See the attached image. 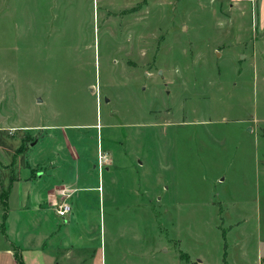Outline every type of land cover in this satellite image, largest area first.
<instances>
[{"label": "rangeland", "instance_id": "374dc122", "mask_svg": "<svg viewBox=\"0 0 264 264\" xmlns=\"http://www.w3.org/2000/svg\"><path fill=\"white\" fill-rule=\"evenodd\" d=\"M260 3L0 0V208L85 148L70 168L105 190L79 264H264Z\"/></svg>", "mask_w": 264, "mask_h": 264}, {"label": "crops", "instance_id": "0c3cea01", "mask_svg": "<svg viewBox=\"0 0 264 264\" xmlns=\"http://www.w3.org/2000/svg\"><path fill=\"white\" fill-rule=\"evenodd\" d=\"M257 1L261 2L259 4L261 13L264 11V0ZM85 152L87 153V150L83 148L81 151H75V155L72 154L71 150H67L61 156L56 154L55 159L64 162L61 163L59 168L62 170V166L66 168L68 166L67 171H69L70 176L67 174L66 178L57 179V181H52L50 184L45 182L37 190L30 189L31 185L23 184L24 181L16 176V180H10L14 184L20 182L22 191L18 205H15V203L14 206L10 205L11 185H9L7 195L3 199L2 208H0L2 220L0 222V264H18L15 258L17 256L22 264H79L76 259L77 254H83L81 252L84 251L88 255L87 259L94 260L101 242L98 239L100 233L97 231L98 225L101 223L99 212L102 202H100V199L101 197L103 199L104 196H101L100 193L102 191L104 194L105 188L100 187L99 182L96 185L95 182L88 179L80 181L79 166L71 170L70 167L73 161L77 164L80 160H84L82 165H85V168L83 170L90 167L91 163ZM107 154L109 162L106 165V170H109L115 162L113 154H110V152ZM59 173L57 170L54 174L58 175ZM61 173V175L66 174L64 170ZM39 175L41 177L47 176V174H42L40 171L38 172ZM24 177H27L26 183L34 181L29 171ZM93 189L98 190L96 200L99 202V207L96 205L95 198L91 197L95 205L92 207L83 206L82 211L79 210L77 208L78 198L81 199L82 196L84 198L85 196L90 197V192ZM78 193H81V195H78ZM62 201L71 204V210L64 218H60L55 214L56 205ZM31 211L39 213L33 217L29 214ZM32 221L41 224L40 231L34 232L31 230L29 223ZM124 236V232L119 231L117 233L118 240H123ZM117 247L119 248L115 249V256L118 257L123 250L122 247L118 245ZM199 263H202V261H199Z\"/></svg>", "mask_w": 264, "mask_h": 264}, {"label": "built area", "instance_id": "2783aa9c", "mask_svg": "<svg viewBox=\"0 0 264 264\" xmlns=\"http://www.w3.org/2000/svg\"><path fill=\"white\" fill-rule=\"evenodd\" d=\"M70 210H71V204L65 201H62L60 202V204L56 205V209H55L56 214L60 218H64L68 214V212H70Z\"/></svg>", "mask_w": 264, "mask_h": 264}, {"label": "trees", "instance_id": "16d2710c", "mask_svg": "<svg viewBox=\"0 0 264 264\" xmlns=\"http://www.w3.org/2000/svg\"><path fill=\"white\" fill-rule=\"evenodd\" d=\"M4 235V234H3ZM5 236V235H4ZM6 237V236H5ZM16 258V260H17V262H18V264H22L21 263V260H20V258L17 256V257H15ZM186 259V258H185Z\"/></svg>", "mask_w": 264, "mask_h": 264}, {"label": "water", "instance_id": "95a60500", "mask_svg": "<svg viewBox=\"0 0 264 264\" xmlns=\"http://www.w3.org/2000/svg\"><path fill=\"white\" fill-rule=\"evenodd\" d=\"M38 99V101H41V99L40 98H37Z\"/></svg>", "mask_w": 264, "mask_h": 264}]
</instances>
